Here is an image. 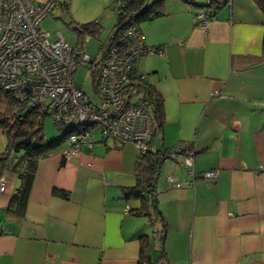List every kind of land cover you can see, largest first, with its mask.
Wrapping results in <instances>:
<instances>
[{
  "label": "crops",
  "instance_id": "crops-1",
  "mask_svg": "<svg viewBox=\"0 0 264 264\" xmlns=\"http://www.w3.org/2000/svg\"><path fill=\"white\" fill-rule=\"evenodd\" d=\"M212 1L224 0H164L167 15L141 26L145 45L164 52L138 63L163 101L154 144L195 151L192 188L167 181L192 180L184 153L158 174L165 249L170 264H264V16L254 0H228L220 9L208 7ZM197 9L215 13L206 30L196 25ZM99 136L70 159L58 149L39 161L23 219L6 218L19 181L4 174L0 264H144L141 238L153 242L152 229L130 212L140 202L123 198V188L136 184L139 152ZM212 170L215 182L202 177Z\"/></svg>",
  "mask_w": 264,
  "mask_h": 264
},
{
  "label": "built area",
  "instance_id": "built-area-1",
  "mask_svg": "<svg viewBox=\"0 0 264 264\" xmlns=\"http://www.w3.org/2000/svg\"><path fill=\"white\" fill-rule=\"evenodd\" d=\"M59 8V0L43 4L0 0V88L11 92L22 105L47 113L58 127L71 128L66 133L64 159L72 158L85 145L92 148V130L79 128L87 123L100 128L104 140L132 144L139 154L152 148L154 122L144 93L138 91V78H146L138 71V63L146 55L164 56V52L147 47L133 26L119 36L112 30L99 58L93 59L84 49L87 39L84 45L71 46L60 34L53 40L50 33L40 29L43 20ZM194 20L206 30L209 14L197 9ZM80 67L90 70L97 100L76 86L75 73ZM194 155L193 150L183 161L192 180L180 183L168 176L173 188L194 186ZM202 177L215 182L218 174L212 170ZM5 190L2 178L0 192Z\"/></svg>",
  "mask_w": 264,
  "mask_h": 264
},
{
  "label": "trees",
  "instance_id": "trees-1",
  "mask_svg": "<svg viewBox=\"0 0 264 264\" xmlns=\"http://www.w3.org/2000/svg\"><path fill=\"white\" fill-rule=\"evenodd\" d=\"M178 1L198 6L197 2L199 0ZM227 1H212L208 7L215 5L216 9H220ZM254 1L260 7L264 16V0ZM112 3L116 20L113 32L116 36L133 26H136L138 34L142 36L141 26L143 24L167 15L164 0H112ZM60 9L68 12L70 4L60 2ZM207 13L210 21L215 19V13ZM73 24L78 33L79 45H84L87 37H98L103 30L101 22L98 20L82 24H78L73 20L70 26H73ZM261 60L264 62V50ZM138 91L144 93V101L148 104L154 122L153 147L139 154L135 166L136 184L133 187L123 188V198L128 203L140 202V207L131 209L130 212L135 217L147 218L152 229L153 242H149L147 237L141 238L142 262L144 264H170L165 249L169 228L163 213L157 205L158 174L166 160L174 159L175 156L183 153L187 155L194 148L193 145L180 144L173 150L157 149L154 139L158 132L162 130L164 123L163 101L146 78H138ZM47 118L48 114L42 112L38 107L22 105L11 92L0 88V135L6 138L5 150L0 152V180L5 173L12 172L19 181V186L12 194L6 210V218L20 220L25 217L39 161L51 152L58 149L63 151L68 147L66 133L71 129L70 127H58L54 124L59 131V138L51 142L45 140L44 123ZM79 128L80 131L92 130L94 140L95 133L93 129L95 127L93 124H81ZM99 130L101 136V129L99 128ZM102 140L108 141L103 138ZM54 194L68 199V194L60 190H54ZM155 242L158 245H155ZM152 255L156 256V260L153 259Z\"/></svg>",
  "mask_w": 264,
  "mask_h": 264
},
{
  "label": "rangeland",
  "instance_id": "rangeland-1",
  "mask_svg": "<svg viewBox=\"0 0 264 264\" xmlns=\"http://www.w3.org/2000/svg\"><path fill=\"white\" fill-rule=\"evenodd\" d=\"M70 4L68 12L63 9H57L48 15L42 22L40 29L51 34L55 40L60 34L64 41L71 46L78 44V33L70 23L74 20L78 24L88 23L95 20L101 22L103 27L102 33L98 37H87L85 51L94 58H99L101 54V45H103L115 25V12L112 0H61ZM76 86L86 93L91 99L95 98L94 78L88 68L80 67L75 73ZM97 100V99H94ZM137 97L133 99L135 102ZM98 136L100 130L98 127L93 129ZM44 136L47 142L59 138L60 134L55 127L53 120L48 117L44 123ZM100 138V136H99ZM2 143H6V138L0 135V150L3 148Z\"/></svg>",
  "mask_w": 264,
  "mask_h": 264
}]
</instances>
